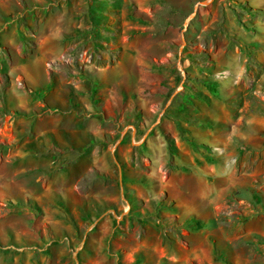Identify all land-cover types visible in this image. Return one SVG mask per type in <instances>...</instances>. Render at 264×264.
I'll return each mask as SVG.
<instances>
[{
  "label": "rangeland",
  "instance_id": "1",
  "mask_svg": "<svg viewBox=\"0 0 264 264\" xmlns=\"http://www.w3.org/2000/svg\"><path fill=\"white\" fill-rule=\"evenodd\" d=\"M0 264H264V0H0Z\"/></svg>",
  "mask_w": 264,
  "mask_h": 264
},
{
  "label": "crops",
  "instance_id": "2",
  "mask_svg": "<svg viewBox=\"0 0 264 264\" xmlns=\"http://www.w3.org/2000/svg\"><path fill=\"white\" fill-rule=\"evenodd\" d=\"M194 6L196 7V5H194ZM188 14H189L188 16L194 15V10L191 11V12H189ZM230 28H231V25H227V29H230ZM242 33H243V32H242ZM244 35H246L245 32L243 33V36H244ZM207 77H208V78H207V81H206V83H205V84H207V86H209V84H208V81H209V80L217 81V82H218V87H219V86H222L221 82H220L218 79H216L214 76H212L211 74H209ZM209 77H211V78H209ZM227 83H228V82H227ZM203 84H204V83H203ZM223 84H224V83H223ZM209 87H210V86H209ZM207 88H208V87H207ZM210 88H211V87H210ZM208 89H209V88H208ZM211 89H212V88H211ZM223 89H224V88H223ZM162 93H163V92L159 90V92H156V94H154V95L156 96V98H157V99H156L157 102H158L157 105H156L154 102H149L150 104H146V105L143 106L144 116H145V115H149L151 112L155 111L154 109H159V108H158V107H159L158 105L161 103V100L163 99V98H162ZM205 93H207L206 95H208V96L210 95L209 92H206V91H205ZM210 93H211V92H210ZM173 94H174V93L172 92V93L170 94V96L172 97ZM149 95H150V94H149ZM171 97H170V98H171ZM170 98L166 100V105H167V106H165V107H166V108H165V112H167V111H168L167 109L170 107L169 104H168V103L170 102ZM132 108H133V106H132ZM177 108H178V107H174L173 109H177ZM168 112H169V111H168ZM166 117L171 118V117H173V116L170 117V115H167V116L165 115V118H166Z\"/></svg>",
  "mask_w": 264,
  "mask_h": 264
}]
</instances>
